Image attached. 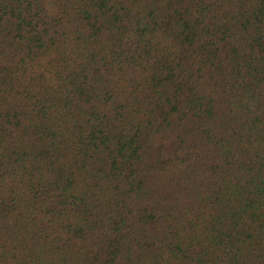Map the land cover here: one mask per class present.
Listing matches in <instances>:
<instances>
[{
  "label": "trees",
  "instance_id": "trees-1",
  "mask_svg": "<svg viewBox=\"0 0 264 264\" xmlns=\"http://www.w3.org/2000/svg\"><path fill=\"white\" fill-rule=\"evenodd\" d=\"M0 264H264V0H0Z\"/></svg>",
  "mask_w": 264,
  "mask_h": 264
}]
</instances>
